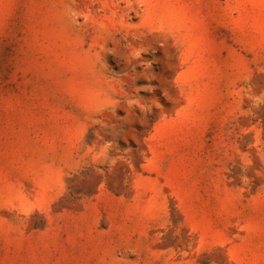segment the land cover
<instances>
[{
	"label": "rangeland",
	"instance_id": "1",
	"mask_svg": "<svg viewBox=\"0 0 264 264\" xmlns=\"http://www.w3.org/2000/svg\"><path fill=\"white\" fill-rule=\"evenodd\" d=\"M0 264H264V0H0Z\"/></svg>",
	"mask_w": 264,
	"mask_h": 264
}]
</instances>
